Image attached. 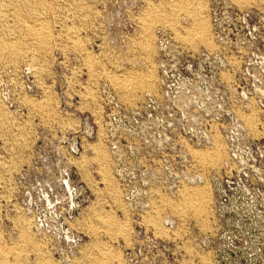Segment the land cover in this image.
Wrapping results in <instances>:
<instances>
[{
  "label": "rangeland",
  "instance_id": "rangeland-1",
  "mask_svg": "<svg viewBox=\"0 0 264 264\" xmlns=\"http://www.w3.org/2000/svg\"><path fill=\"white\" fill-rule=\"evenodd\" d=\"M259 99L264 0H0V264H221L208 170ZM261 216L226 222L228 264H264Z\"/></svg>",
  "mask_w": 264,
  "mask_h": 264
},
{
  "label": "built area",
  "instance_id": "built-area-1",
  "mask_svg": "<svg viewBox=\"0 0 264 264\" xmlns=\"http://www.w3.org/2000/svg\"><path fill=\"white\" fill-rule=\"evenodd\" d=\"M255 111L256 133L259 134L260 138L250 140L245 136L244 139L245 129L240 121V115L243 112L239 110V114L235 113L237 125L227 126L228 129L224 132L227 159L219 171L208 170L216 200L214 217L219 221L222 230L227 228L224 242H222L223 247H221L218 254L221 264H228V261L232 258L241 259L244 262L248 261L245 259V252L239 243L232 242L230 246L228 245L229 234L226 222L234 219V217L239 218L251 213L262 215L261 217L264 218V104L261 99L256 102ZM230 114V111H228L226 116L229 117ZM193 159L189 167L190 176L178 173L174 175L169 183L166 182L164 175L159 174L160 172H152L150 177L141 178V183L146 186L144 197L159 199L166 194L165 186L168 185L176 186L174 194L178 196L184 190L183 180L186 179L190 184H196L198 181L204 180L202 175V178L197 175L196 165L198 163ZM163 162H166V160ZM165 168L162 164L157 166L148 164L145 169ZM244 201L251 202L252 209L250 211L243 207ZM246 231L250 234L248 229ZM257 241L255 243L257 244L255 254L258 255L259 253L258 256H261V243ZM244 242L246 243L245 240ZM248 249L252 252L254 250L250 245H248Z\"/></svg>",
  "mask_w": 264,
  "mask_h": 264
},
{
  "label": "bare ground",
  "instance_id": "bare-ground-1",
  "mask_svg": "<svg viewBox=\"0 0 264 264\" xmlns=\"http://www.w3.org/2000/svg\"><path fill=\"white\" fill-rule=\"evenodd\" d=\"M29 32V31H28ZM137 82V81H136ZM139 84V83H138ZM139 87V86H138ZM215 149V148H214ZM219 158L218 152L214 151L213 155L211 157H208L209 161L216 162ZM200 196V195H199ZM196 198V197H195ZM199 199V198H198ZM202 199V198H201ZM200 199V200H201ZM204 200V199H203Z\"/></svg>",
  "mask_w": 264,
  "mask_h": 264
}]
</instances>
